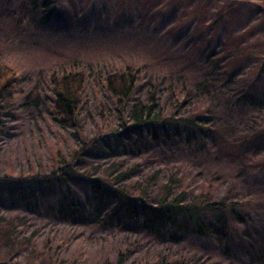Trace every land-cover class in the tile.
I'll list each match as a JSON object with an SVG mask.
<instances>
[{"label":"rangeland","instance_id":"rangeland-1","mask_svg":"<svg viewBox=\"0 0 264 264\" xmlns=\"http://www.w3.org/2000/svg\"><path fill=\"white\" fill-rule=\"evenodd\" d=\"M30 1L0 0V65L17 74L11 98L0 107V226H11L12 236L8 243L0 238V261L116 264L121 254L122 264H167L179 258L192 264L203 260V264L221 259L220 247L217 251L203 248L188 239L174 244L167 238L98 225L92 218L91 223L57 219L40 200L41 194L29 205L17 204L5 189L16 184L13 179L50 170L58 155L68 157L77 146L75 134L88 139L106 132L114 117L103 79L127 67L138 69L143 78L130 102L144 101L148 76H167L172 81L180 78L189 87L211 71L206 61L209 52L217 55L214 60L235 52L234 58L222 60L218 68L237 67L235 84H241L232 86L221 98H186L180 112L203 113L205 121L225 123L234 140L249 136L250 128L259 127L261 110L231 107L229 112L225 98L238 97L247 82H253V96L264 92V63L260 78L255 77L264 58V0H49L53 3L47 5L52 7L48 17L43 13L46 7L40 6L42 0H35L38 5ZM230 3L222 21L211 25L215 14ZM211 37L217 43L207 48ZM71 71L85 77L78 131L61 129L48 107V77ZM160 91L162 102L168 101L165 91ZM178 149L181 152L121 141L115 148L97 147L91 157L80 162L82 172L94 176L138 165L139 175L161 170L158 184L175 172L183 188L195 197L202 193L200 188H210L213 177L221 178L222 185L211 190L222 196L234 186L232 176L234 195L242 196L238 202L253 210L251 222L264 223V150L233 164L216 160L210 148L203 155L188 147ZM4 178L11 180L2 182ZM136 181L130 179L127 184L134 187ZM74 187L80 194L87 191L83 182L77 181ZM229 261L227 264H237Z\"/></svg>","mask_w":264,"mask_h":264},{"label":"trees","instance_id":"trees-1","mask_svg":"<svg viewBox=\"0 0 264 264\" xmlns=\"http://www.w3.org/2000/svg\"><path fill=\"white\" fill-rule=\"evenodd\" d=\"M32 3L38 5L35 0ZM32 3L30 1L31 5ZM52 3L42 0L40 6L46 7L43 13L47 15L52 11V7H47ZM231 6L230 3L217 12L215 20L210 24L214 26L220 23ZM216 43L211 37L206 47H213ZM232 55L235 52L222 60L234 58ZM216 57V54L209 52L206 61L211 66V71L191 85L192 88L186 87L178 77L176 81H172L174 79H168L167 76H148L147 97L144 101L130 102L143 79L138 69L127 67L122 72L108 74L103 79V86L111 99L114 124L107 127L106 132H100L101 134L92 138H78L75 134V149L68 157L58 155L50 170L13 180L2 179V182H16L6 187V195L17 204L29 205L35 196L41 194L40 200L48 204L50 212L57 219L91 223L92 218L98 225L155 235L158 239L167 238L174 244L188 239L199 243L203 248L217 251V247H220L221 259H211L203 264H227L228 260L237 264H264V223L251 222L253 210L248 204L238 202L237 199L240 201L242 196L236 198L234 195L235 179L232 176L234 186H230L222 196L211 190L222 185L221 178L213 177L210 188H200L202 193L195 197L189 195L188 188H183L184 184L175 172L162 184L157 183L161 170H156L151 175H139L136 172L139 165L118 173H112L108 169L101 176L82 172L80 160L91 157V153L96 152L101 145L111 149L121 145V141H126L129 145L135 141L136 144L150 143L154 147L167 146L179 152L178 148L188 147L193 153L200 155L210 148L213 149L216 160L223 159L233 164L251 153L264 150V92L253 96V82H247L246 86L242 84L238 97L225 98L229 102V112L231 107L261 110L259 127L250 128L249 136H240L234 140L225 123L215 124L206 118L205 121L203 113L188 115L180 112L186 104V98L195 96L207 99L219 95L221 98L228 94L227 91L232 86L241 84H235L239 69L230 65L218 68L222 60H214ZM245 59L248 58L245 56ZM263 59L259 72H256L257 78L261 75ZM16 77L14 70L0 65V107L11 98ZM173 84L178 87L174 88ZM48 86V107L53 120L61 129L78 131V116L83 106L84 75L74 71L60 76L52 75L48 77ZM160 89L165 91L168 101L162 102L163 93ZM220 138L226 139L222 142ZM134 178L137 179L134 187H129L127 181ZM77 181L83 182L87 187L86 195L75 189ZM10 228L11 226H0V238L7 243L12 239ZM122 261L121 254L116 264H122ZM199 261L198 264L203 262ZM0 264L11 263L0 261ZM167 264H192V261L179 258L176 261L170 260Z\"/></svg>","mask_w":264,"mask_h":264}]
</instances>
